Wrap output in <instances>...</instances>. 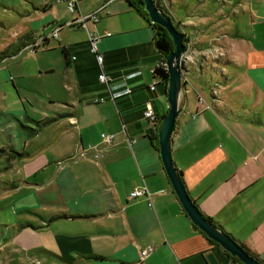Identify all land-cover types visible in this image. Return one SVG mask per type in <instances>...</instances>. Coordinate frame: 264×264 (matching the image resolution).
<instances>
[{"label":"crops","instance_id":"obj_1","mask_svg":"<svg viewBox=\"0 0 264 264\" xmlns=\"http://www.w3.org/2000/svg\"><path fill=\"white\" fill-rule=\"evenodd\" d=\"M80 1V16L74 18L54 0L22 1L26 26L3 50L12 59L18 49L59 29L58 39L32 54L37 77L44 80L27 98L30 109L18 106L26 110L27 132L19 130L24 122L10 110L3 113L10 122L0 126V175L18 178L0 187V200L21 191L7 207L33 206L30 212L21 209L34 220L18 230L41 238L46 247L33 253L15 248L16 256L25 264H211L213 255L218 264H240L197 229L164 167L159 126L169 104L153 76L163 58L155 31L126 0H113L109 14L89 23V32L101 38L109 78L102 84L88 32L71 23L104 0L88 14L81 12ZM210 18L224 20L223 8ZM183 28L194 38L214 31ZM225 38L226 58L190 71L172 135L173 161L200 211L264 262V48L248 45L240 32ZM208 46L202 41L195 48ZM11 79L5 74L1 81ZM147 103L155 123L144 118ZM11 130L20 131L18 143ZM103 134L114 135V142L105 143ZM17 147L22 153L13 155ZM142 188L149 197L132 199ZM16 230L0 217V250L12 246ZM150 247L154 252L142 259Z\"/></svg>","mask_w":264,"mask_h":264},{"label":"rangeland","instance_id":"obj_2","mask_svg":"<svg viewBox=\"0 0 264 264\" xmlns=\"http://www.w3.org/2000/svg\"><path fill=\"white\" fill-rule=\"evenodd\" d=\"M22 1L25 2V0H0V126L5 127L6 122H10L8 117L3 116L5 111L10 110L14 112L10 114L21 116V120L24 123L23 125L18 124L19 130L26 133L27 131L23 128V126H28V119L24 116L26 115V110L22 109L23 111H18V106L22 108L23 106L20 104L25 103L26 108L30 109L26 102L27 98L31 99V96L35 94L34 91L39 88V83L44 79L42 80L37 77L36 70L38 67L30 49L22 51L12 59L7 58L5 61H2V58L6 55L11 57V55H8L9 53L3 51L4 48L12 43L15 40V36L20 34L26 26L25 20L20 18V14L23 12L21 8L27 10V7L24 6ZM44 1L51 2V0ZM97 1L81 0V12L83 14L93 12L97 6ZM54 2L56 3V0ZM159 5L171 14L175 23L186 37V53L183 61L188 73L187 78L189 79L193 76V72H190L193 68H203L213 62V60L226 58L227 48L224 45V41L228 40L225 38L226 36L232 37L240 32L241 36L249 41L248 45H253L252 47L256 48H264V0H160ZM64 7L67 15L71 14L73 18L80 16V11L69 13L66 5ZM221 8H223L225 14L224 20L214 21L215 19L211 18L210 22L206 20L207 16L210 17L212 13ZM203 15H207L205 19L201 18ZM186 26L194 27V30L197 29V31L205 26L214 29V31L208 34V36L194 38L190 33L188 34L187 29L189 28H183ZM190 30L192 31L191 28ZM202 41L209 44V46L203 50H197L195 47L198 44L200 45ZM217 64L218 62L214 65ZM5 74L9 75V77L11 76L15 81L13 82L12 79L9 80V83H4V80L1 81ZM22 74H24V77L21 79ZM217 74L213 70L212 76L216 77ZM212 76L209 75L210 80L213 79ZM13 83L18 85L20 89H23H19L17 92ZM205 94L207 93L205 92ZM19 133L16 130H11V135L13 136L11 139L13 142L18 143L20 135L17 138V134ZM1 140H3L2 135H0V142ZM29 149L27 151H30ZM15 150L13 155L22 153L19 147ZM2 175H0V187H3L5 182L6 185L11 184L14 181L13 178H16V173L9 174L10 181L4 179L5 175ZM20 192V190L13 191L0 200L1 220L3 223L17 229L15 234L12 235V246L4 245L0 250V264H25V259L22 260L16 256L15 248H24L29 253H33L31 251L33 249L46 248L41 238L38 239L25 234L20 235L21 230H18L21 224L34 220L31 213L21 212V209L30 212L33 206L20 204L15 209L7 207V205H10L18 198ZM33 232L32 230L30 231V233ZM39 257H42V255H39ZM39 257L35 259L38 261ZM40 261L42 262V260Z\"/></svg>","mask_w":264,"mask_h":264},{"label":"water","instance_id":"obj_3","mask_svg":"<svg viewBox=\"0 0 264 264\" xmlns=\"http://www.w3.org/2000/svg\"><path fill=\"white\" fill-rule=\"evenodd\" d=\"M142 1L145 5V10L149 14L151 24L159 25L165 29L174 44V50L166 58V67L169 75L166 96L169 111L159 126L160 154L172 186L191 221L210 240L217 243L225 252L237 258L242 264H264L263 261L251 255L228 233L200 211L186 188L182 173L177 169L173 161L172 135L176 128L178 116L181 113L182 97L188 83V73L183 61L187 41L184 34L174 25L172 18L157 7L156 0ZM208 260L211 264H218L213 255H210Z\"/></svg>","mask_w":264,"mask_h":264},{"label":"built area","instance_id":"obj_4","mask_svg":"<svg viewBox=\"0 0 264 264\" xmlns=\"http://www.w3.org/2000/svg\"><path fill=\"white\" fill-rule=\"evenodd\" d=\"M79 1L80 0H56V3H64L67 7V10L70 13H73L76 11L77 6L79 5ZM112 1L113 0H104V4L100 8H98L96 11H94L93 13H91L87 16L81 17L80 19L75 21L76 23H78V25H80L82 28H84L88 32V39L90 42V50L95 55L97 63L101 69V73L99 75V81H100V83L105 84V85L109 84V78L103 70L104 57L99 50V42H100L101 38L98 35H94L91 32H89L88 25H89V23H92L94 25L97 24L100 21V18H99L100 13L107 12V14H109L108 6L110 5V3ZM58 36H59V29H56L49 36L41 37L35 44L30 45L29 49L31 50L32 53H34V49L36 47H38L39 45H42V43H44L48 39H58ZM106 36H111V34L107 33ZM73 59H75V58H73ZM162 64H163V66L166 67V63H162ZM159 65H160V63L157 66H159ZM154 71H155V69L153 70V73H154ZM156 85H157V83H153L152 90H155ZM144 118L151 123L156 122V114H155L150 103H147V105H146V110L144 112ZM102 139L105 143L112 144L115 140V136L109 135V134H103ZM140 197H149V192L146 188L136 189L135 191H133L131 193L132 199H137ZM150 205H152V203H150ZM154 250H155L154 247H150L149 249L143 251L141 253L142 259L149 256L152 252H154Z\"/></svg>","mask_w":264,"mask_h":264},{"label":"trees","instance_id":"obj_5","mask_svg":"<svg viewBox=\"0 0 264 264\" xmlns=\"http://www.w3.org/2000/svg\"><path fill=\"white\" fill-rule=\"evenodd\" d=\"M159 1L160 0H156V5H157V7L158 8H160V9H162L166 14H168L171 18H172V20H173V22H174V25L176 26V27H178L177 26V24L175 23V20L173 19V17L171 16V14L166 10V9H164V8H162L160 5H159ZM126 2L129 4V6L140 16V17H142L149 25H150V27L155 31V33H156V46H157V48H158V50H159V52H160V54L162 55V60L160 61V65L159 66H157L156 68H155V71H154V73H153V76H154V78H155V80L156 81H158V83H160L161 85H163L164 86V90H165V92H166V90H167V84H168V80H169V75H168V71H167V68L165 67V66H163V64L162 63H166V58H167V56L174 50V44H173V42H172V40H171V38H170V36H169V34L167 33V31L165 30V29H163L162 27H160L159 25H154V24H151V22H150V17H149V14L147 13V11L145 10V5H144V3H143V1L142 0H126ZM219 2V1H218ZM224 3V2H223ZM58 4H60V3H58ZM62 4H64V3H62ZM225 4V3H224ZM79 5L77 6V9H76V11H78L79 9ZM75 11V12H76ZM69 12V11H68ZM70 13V12H69ZM71 26H78V24H76V22L75 23H71ZM80 27V26H79ZM178 29H179V27H178ZM180 30V29H179ZM181 31V30H180ZM54 32V31H53ZM52 32V33H53ZM184 34V33H183ZM50 35V34H49ZM49 35H47V36H49ZM47 36H41V37H47ZM185 36V35H184ZM40 37V38H41ZM39 38V39H40ZM48 40H50V39H48ZM47 40V41H48ZM47 41H45L44 43H42V45H39L38 47H36L35 49H34V53L35 52H37V50L40 48V47H42L43 45H45V43L47 42ZM36 43V42H35ZM35 43H33V44H35ZM27 49H29V47H27ZM19 50H21V49H18V52L17 51H15L13 54V56L12 57H15V56H17V54H19L21 51H19ZM17 52V53H16ZM16 53V54H15ZM7 58H9V57H7V56H4L3 58H2V61H5ZM215 61H217V60H215ZM217 71V70H216ZM47 123H43V125H46ZM36 132L38 131V129L37 130H35ZM0 152H3V150H1ZM197 228V227H196ZM197 229H199V228H197ZM200 230V229H199ZM200 232L202 233V234H204L205 236H206V234L205 233H203L201 230H200ZM208 240L213 244V245H215V246H217V247H220L217 243H215L214 241H212V240H210L209 238H208ZM243 248H245L251 255H253V256H255V257H257L256 255H254L253 253H251L246 247H244V246H242ZM226 254H228L227 252H226ZM233 260H235L236 262H238V263H240V264H242L237 258H235V257H233V256H231L230 254H228Z\"/></svg>","mask_w":264,"mask_h":264}]
</instances>
